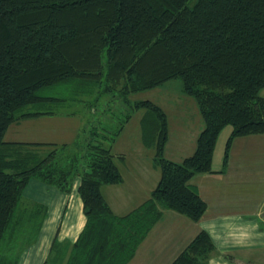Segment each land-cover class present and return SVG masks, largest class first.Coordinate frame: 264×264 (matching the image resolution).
<instances>
[{"label":"trees","instance_id":"obj_1","mask_svg":"<svg viewBox=\"0 0 264 264\" xmlns=\"http://www.w3.org/2000/svg\"><path fill=\"white\" fill-rule=\"evenodd\" d=\"M176 78L202 120L177 162L163 156V110L129 98ZM263 85L264 0H0V264H18L46 216L22 193L30 179L67 193L78 178L84 216L75 240L53 237L41 264H126L164 209L198 221L206 204L188 181L212 172L223 126L220 171L233 138L264 133ZM137 109L159 177L118 215L100 186L122 180L111 144ZM49 115L79 117L69 142L3 139L11 122ZM213 250L199 230L169 264H207Z\"/></svg>","mask_w":264,"mask_h":264},{"label":"crops","instance_id":"obj_2","mask_svg":"<svg viewBox=\"0 0 264 264\" xmlns=\"http://www.w3.org/2000/svg\"><path fill=\"white\" fill-rule=\"evenodd\" d=\"M79 120L75 115L20 119L7 126L3 139L69 142L80 127ZM256 136L250 134L243 136L249 139H239L240 136L231 140L222 171L220 164L217 166L213 161L212 172L189 179L206 204L198 221L163 211L126 264H169L199 230L207 233L214 246L207 264H241V261L264 264V140L254 139ZM241 143L253 144L255 152L238 156L235 151ZM78 182L74 178L69 192L65 193L37 180H28L22 193L44 205L46 216L35 242L22 252L18 264H41L53 237L60 244L75 240L84 223ZM237 183L249 184L251 195L235 197L233 188Z\"/></svg>","mask_w":264,"mask_h":264},{"label":"rangeland","instance_id":"obj_3","mask_svg":"<svg viewBox=\"0 0 264 264\" xmlns=\"http://www.w3.org/2000/svg\"><path fill=\"white\" fill-rule=\"evenodd\" d=\"M259 95L264 97V85L260 88ZM129 98L149 100L165 113L167 139L163 148L164 158L177 162L192 153L195 137L202 128V120L194 100L181 91L180 79H170L151 89L131 93ZM141 114V109L132 111L128 121L111 144V152L114 155H121V158L114 157V164L122 178L121 182L100 186L102 197L111 211L118 215L126 213L147 198L159 176V169L151 162L152 149L144 147L140 141L138 121ZM230 129L229 125L223 126L216 137L212 162L217 163V166L221 163L223 147ZM256 135L257 138L254 139L264 140V133ZM239 139L249 138L241 136ZM242 143L235 151L238 156L251 155V151L255 152L253 144L242 145ZM233 191L235 197L244 198L251 195V187L247 183H237ZM163 211L176 213L169 209Z\"/></svg>","mask_w":264,"mask_h":264}]
</instances>
